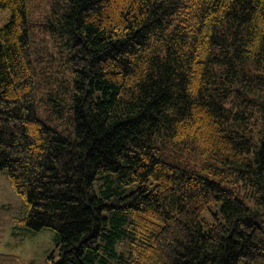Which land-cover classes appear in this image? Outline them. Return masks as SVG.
<instances>
[{
  "label": "trees",
  "instance_id": "trees-1",
  "mask_svg": "<svg viewBox=\"0 0 264 264\" xmlns=\"http://www.w3.org/2000/svg\"><path fill=\"white\" fill-rule=\"evenodd\" d=\"M42 1L0 0V170L51 264H264V0Z\"/></svg>",
  "mask_w": 264,
  "mask_h": 264
},
{
  "label": "rangeland",
  "instance_id": "rangeland-1",
  "mask_svg": "<svg viewBox=\"0 0 264 264\" xmlns=\"http://www.w3.org/2000/svg\"><path fill=\"white\" fill-rule=\"evenodd\" d=\"M44 8L48 0H43ZM11 12L0 9V29L9 21ZM38 34V31H37ZM37 39V38H36ZM53 38L38 34L37 46L41 53L57 51ZM45 88L38 90V114L48 123L63 128L68 126L69 118L59 117L44 103ZM27 213L25 199L14 189L6 169L0 170V264H51V255L58 257L56 233L52 229L30 232L25 228L24 218ZM208 220L210 215L203 214Z\"/></svg>",
  "mask_w": 264,
  "mask_h": 264
}]
</instances>
